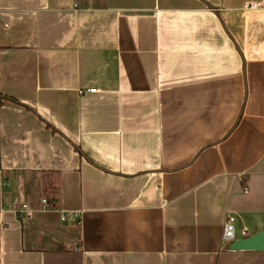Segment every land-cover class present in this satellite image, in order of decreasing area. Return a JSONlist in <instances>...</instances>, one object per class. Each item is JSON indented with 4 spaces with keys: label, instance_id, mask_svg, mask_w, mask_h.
Instances as JSON below:
<instances>
[{
    "label": "crops",
    "instance_id": "obj_1",
    "mask_svg": "<svg viewBox=\"0 0 264 264\" xmlns=\"http://www.w3.org/2000/svg\"><path fill=\"white\" fill-rule=\"evenodd\" d=\"M0 167V264H264V0H0Z\"/></svg>",
    "mask_w": 264,
    "mask_h": 264
},
{
    "label": "built area",
    "instance_id": "obj_2",
    "mask_svg": "<svg viewBox=\"0 0 264 264\" xmlns=\"http://www.w3.org/2000/svg\"><path fill=\"white\" fill-rule=\"evenodd\" d=\"M250 7L257 8L258 4L251 3ZM90 91L95 92L96 89H90ZM6 183H7V172L4 170L3 167H0V184H6ZM51 208H53V205L50 204L49 200L45 197H42L41 198V210L48 211V210H51ZM16 212L18 215L29 214L31 213L30 205L28 203H23L20 207L16 208ZM60 214L63 220H66L69 216L79 215L77 214V212H73V211H68V212L61 211ZM236 221L237 219L234 215L229 216L227 218V221L225 222V225H224L225 230H224V235H223V239L225 242H230L236 236V230H237ZM247 233H248L247 230H243L241 234L246 236Z\"/></svg>",
    "mask_w": 264,
    "mask_h": 264
},
{
    "label": "water",
    "instance_id": "obj_3",
    "mask_svg": "<svg viewBox=\"0 0 264 264\" xmlns=\"http://www.w3.org/2000/svg\"><path fill=\"white\" fill-rule=\"evenodd\" d=\"M228 249L264 250V230L244 236L237 228L236 236L230 241Z\"/></svg>",
    "mask_w": 264,
    "mask_h": 264
}]
</instances>
